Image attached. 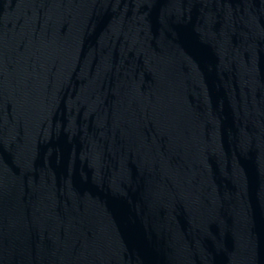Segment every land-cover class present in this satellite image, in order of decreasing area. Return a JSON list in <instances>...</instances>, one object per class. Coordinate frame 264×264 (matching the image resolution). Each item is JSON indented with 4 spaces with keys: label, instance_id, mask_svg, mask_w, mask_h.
<instances>
[{
    "label": "water",
    "instance_id": "1",
    "mask_svg": "<svg viewBox=\"0 0 264 264\" xmlns=\"http://www.w3.org/2000/svg\"><path fill=\"white\" fill-rule=\"evenodd\" d=\"M0 264H264V0H0Z\"/></svg>",
    "mask_w": 264,
    "mask_h": 264
}]
</instances>
